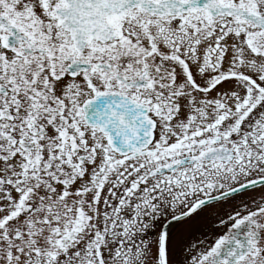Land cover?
<instances>
[{
    "label": "snow or ice",
    "instance_id": "obj_1",
    "mask_svg": "<svg viewBox=\"0 0 264 264\" xmlns=\"http://www.w3.org/2000/svg\"><path fill=\"white\" fill-rule=\"evenodd\" d=\"M0 264H264V0H0Z\"/></svg>",
    "mask_w": 264,
    "mask_h": 264
},
{
    "label": "flooded vegetation",
    "instance_id": "obj_2",
    "mask_svg": "<svg viewBox=\"0 0 264 264\" xmlns=\"http://www.w3.org/2000/svg\"><path fill=\"white\" fill-rule=\"evenodd\" d=\"M217 215L218 213L215 208L204 209L192 223L193 234L200 235L202 233H211L214 231Z\"/></svg>",
    "mask_w": 264,
    "mask_h": 264
}]
</instances>
